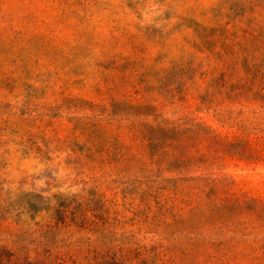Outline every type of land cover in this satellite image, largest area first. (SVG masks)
Listing matches in <instances>:
<instances>
[{
    "label": "rangeland",
    "instance_id": "1",
    "mask_svg": "<svg viewBox=\"0 0 264 264\" xmlns=\"http://www.w3.org/2000/svg\"><path fill=\"white\" fill-rule=\"evenodd\" d=\"M221 1L0 0V191L10 197L0 209V245L33 239L11 213L19 194L75 193L86 184L104 195L110 215L126 213L119 187L127 179L86 160L79 132L121 119L123 96L143 97L169 122L193 120L242 142L243 158L223 157L209 169L226 180L221 198L264 204V79L247 87L251 101H234L218 115L195 100L135 94L170 62L205 57L195 47L196 25L213 27ZM246 45L254 57L257 45ZM257 67L264 73V63Z\"/></svg>",
    "mask_w": 264,
    "mask_h": 264
},
{
    "label": "trees",
    "instance_id": "2",
    "mask_svg": "<svg viewBox=\"0 0 264 264\" xmlns=\"http://www.w3.org/2000/svg\"><path fill=\"white\" fill-rule=\"evenodd\" d=\"M214 17L213 27L196 25L203 59L170 62L135 94L195 100L216 115L251 101L250 85L264 79L257 67L264 63V0H223ZM248 41L257 45L252 58ZM122 98L121 119L79 132L86 160L127 179L119 187L126 213L110 215L104 195L86 184L75 193L19 194L11 213L33 239L0 245V264H264V204L221 198L226 180L209 169L223 157L243 158L242 142L193 120L162 119L143 97ZM9 200L0 191V209Z\"/></svg>",
    "mask_w": 264,
    "mask_h": 264
}]
</instances>
